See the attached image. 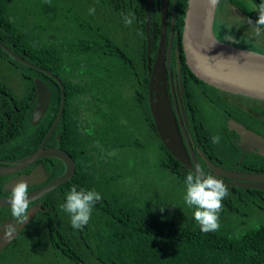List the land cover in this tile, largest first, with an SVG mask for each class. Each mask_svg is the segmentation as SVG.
<instances>
[{
  "label": "trees",
  "instance_id": "trees-1",
  "mask_svg": "<svg viewBox=\"0 0 264 264\" xmlns=\"http://www.w3.org/2000/svg\"><path fill=\"white\" fill-rule=\"evenodd\" d=\"M231 1L243 3L254 15L256 0ZM153 2L159 22L160 0ZM145 4L146 0H0V42L63 84V110L44 146L64 149L75 163L73 176L43 196L46 209L37 211L14 242L1 250L0 264H52L53 259L71 264H264V190L228 188L219 230L209 233L200 230L195 209L184 197L175 199L186 191L189 171L172 166L175 159L150 122ZM186 10L187 0H176L174 23L180 35ZM130 13L135 19L126 26L122 17ZM0 59L5 65H0L1 75L13 81L18 77L23 85L20 96L8 88L0 100V159H20L37 149L55 120L61 88L53 77L19 62L2 47ZM186 70L182 81L197 133L206 145L219 135L216 145L229 147L217 128L222 118L205 107L219 103L210 91L220 89ZM35 77L51 91L37 124L31 120L30 101ZM37 161L47 169L48 179L64 171L58 158ZM3 178L0 175V195ZM74 185L78 191L95 190L102 196L82 229H73L70 215L60 207ZM168 185L175 195L160 189Z\"/></svg>",
  "mask_w": 264,
  "mask_h": 264
},
{
  "label": "water",
  "instance_id": "water-1",
  "mask_svg": "<svg viewBox=\"0 0 264 264\" xmlns=\"http://www.w3.org/2000/svg\"><path fill=\"white\" fill-rule=\"evenodd\" d=\"M219 2L220 0H218L215 7H210L208 0H187V10L182 32L183 49L186 55L185 61L190 70L208 84L233 93L264 99V48L242 36L239 37L237 32L235 33L229 26L217 21L216 16ZM160 5L161 19L164 27L169 2L168 0H160ZM172 5L173 8L176 7V0H172ZM174 12L173 10L172 21L174 19ZM229 34L234 37V40L224 39ZM146 38H148V19L146 20ZM0 46L19 62L35 67L53 77L61 88V102L58 114L44 135L39 147L20 159L8 162L7 165H0V175H6L25 169L36 160L46 156L58 158L63 162L64 171L61 174L54 177L45 185L29 191L28 199L32 201L69 180L75 172L74 160L67 151L59 147L44 146V142L60 119L64 105V87L60 79L53 73L31 64L10 51L1 42ZM148 52L149 39H147V54ZM34 82L36 88L34 97L37 96V99L31 113V120L33 124H37L48 107L51 92L47 85L39 78H35ZM152 85L153 77L151 76L150 83L147 86L149 91L148 105L152 124L158 134V138L171 155L180 161L186 169L190 171L194 170L196 165L190 164L189 155L182 141L176 118L173 114V108L167 100L166 92H164L165 89L162 92V96L158 93L154 95ZM229 127L235 130L242 138L250 140L253 143L264 140L260 135H257L236 121H231ZM57 137H59V134ZM210 168L216 173H222L231 179H240L242 181L240 183L223 181L229 187L264 190V173L233 172L213 165H210ZM44 172L43 166L37 164L31 172L13 178L6 186L12 188L20 180L26 181L28 185L38 182L37 174H43ZM9 197H0V207L10 206ZM35 212V207H30L28 220L24 224L17 226V231L12 237L5 238L3 241L0 240V252L17 235V232L29 222Z\"/></svg>",
  "mask_w": 264,
  "mask_h": 264
},
{
  "label": "flooded vegetation",
  "instance_id": "flooded-vegetation-1",
  "mask_svg": "<svg viewBox=\"0 0 264 264\" xmlns=\"http://www.w3.org/2000/svg\"><path fill=\"white\" fill-rule=\"evenodd\" d=\"M243 1L245 3H248V0ZM260 2L261 0H256L255 5H258ZM156 6L157 4H155L153 0H146L145 11L147 13L146 17L149 20L148 38H146V40L149 39L148 54L146 51V76L148 77L146 85H149L150 78L152 76L153 94L155 95L156 93H158L160 94V96H162V92L165 89L164 92H166L167 100L173 108V114L176 118L182 141L189 155L190 164L199 165L206 174H212L217 179L237 183H240L242 181L240 179H231L229 176H226L222 173H216L212 168H210V165L224 168L233 172L264 173V140L262 142L253 143L250 140L242 138L235 130L229 127V123L231 121H236L239 124L245 126L247 129L255 132L257 135H260L264 139V99L233 93L220 88H218L220 90L211 89V94L215 95V98H219V103H213L212 105H206L205 107L208 111L207 113H209L210 115L213 114V112H216L220 116V118H222L219 121L217 128H219L221 133L224 135L223 138L227 141L229 147L226 148L220 145L218 146L216 144H213L211 141L206 145L204 140L201 139L200 134L197 133L196 127L192 123L194 114H192L191 112L192 107L186 101L184 92L186 81H182V75L184 76L185 74H187L188 71L186 70V68L189 71L191 70L185 61L186 55L183 49L182 33L180 35L179 30L176 28L174 23L175 14L172 21V13L173 10H176V7L173 8L172 3L171 5H168L167 15L163 27V22L161 19V5H159V22L155 21L156 18L154 15V7ZM244 8L245 6L243 3L236 5L231 0H220L217 8V21L221 24L229 26L233 31H235V33L237 32V35L239 37L242 36L250 40L252 43L264 48V30H262L261 35L257 37L253 32L254 25H250L248 22L250 19L254 23L258 19V13L254 11V15H250L245 11ZM161 46L162 48H160ZM0 65L5 66L3 64ZM2 68L5 69V67ZM184 78H186V75ZM8 88L14 90L16 93L19 92L17 94H19L20 96V93L23 90V85L18 77L16 81H13L6 79L5 76L1 75L0 73V100H3L1 98H4V96L6 95V89ZM34 95L35 91L33 92L30 101L33 102L35 106L37 96L34 97ZM148 99L149 91L147 89V104L149 101ZM212 100L213 99L211 98L210 101L213 102ZM10 102H12V99H10ZM224 103H226L228 108H233L234 112L233 110L232 112L228 111V108L224 109V106L222 105ZM11 106L14 109H17L15 105L12 104ZM0 113L4 114L1 105ZM150 122H152V117ZM221 124H223L224 128H220ZM208 125L212 131L213 121H210ZM169 155L173 157L170 152ZM173 158L175 159L172 162L173 167H177L181 172L188 170L180 161H178L175 157ZM15 160L17 159H0V165H7L8 162L10 163ZM37 164H41L45 172L43 174H37L38 182L29 184V191L41 187L52 180L53 178L48 179L49 173H47V169L45 168L43 163L36 160L25 169H22L15 173L4 175L5 178H3L2 195H0V197L10 196L11 188H8L6 184L10 183L13 178L18 177L21 174L31 172V170ZM228 188L232 189L236 187L228 186ZM44 195L31 201L30 207H35L36 212L30 218L28 223L32 221L37 211L46 209L42 207V198ZM3 207L9 208L11 206ZM6 208L0 207V225H6L12 221L11 209ZM25 226L17 232V235L12 240H10L7 245H10L14 242L16 237H18L19 233L25 228ZM0 240H5L2 232H0Z\"/></svg>",
  "mask_w": 264,
  "mask_h": 264
},
{
  "label": "clouds",
  "instance_id": "clouds-1",
  "mask_svg": "<svg viewBox=\"0 0 264 264\" xmlns=\"http://www.w3.org/2000/svg\"><path fill=\"white\" fill-rule=\"evenodd\" d=\"M208 3L210 7H215L218 0H208ZM253 11L258 13V19L254 23L250 19L248 22L250 25H254V35L259 37L264 30V0L253 6ZM94 13L95 8H90L89 14ZM122 19L126 26H130L135 17L130 13L124 15ZM224 39L231 41L234 40V37L229 34ZM236 42L238 43V41ZM220 139L221 137L216 135L211 138V142L218 144ZM185 186L184 201L188 207L195 209L194 220L199 225L200 230L203 233L218 231L220 227L219 213L223 208L222 201L229 195L228 186L214 175L206 174L199 165L187 173ZM28 194L29 185L26 181L20 180L12 186L9 197L12 221L6 225H0V232L4 238L12 237L17 231V226L28 220L31 204ZM101 199L102 196L99 192L82 188L78 191L77 186L74 185L66 193L65 202L60 207L70 215L72 228L82 229L89 223L93 207Z\"/></svg>",
  "mask_w": 264,
  "mask_h": 264
},
{
  "label": "rangeland",
  "instance_id": "rangeland-1",
  "mask_svg": "<svg viewBox=\"0 0 264 264\" xmlns=\"http://www.w3.org/2000/svg\"><path fill=\"white\" fill-rule=\"evenodd\" d=\"M141 143L142 144H145V142H143V141H141ZM146 156H147V158H148V160H149V158H150V153H147L146 154ZM131 162V164H133L134 163V161L131 159L130 160ZM148 166V164H146V167ZM160 189H164V190H167V189H169V190H173L172 189V187L171 186H166L165 188L162 186V187H160ZM173 192V194L175 195V193H176V191H172ZM186 192V191H185ZM185 192L184 191H182V192H180L178 195H180V196H178L177 198H175V199H177V200H181L184 196H185ZM49 260V259H48ZM50 261V260H49ZM53 261V263L52 264H71L69 261H60L59 263H57L54 259L52 260Z\"/></svg>",
  "mask_w": 264,
  "mask_h": 264
}]
</instances>
